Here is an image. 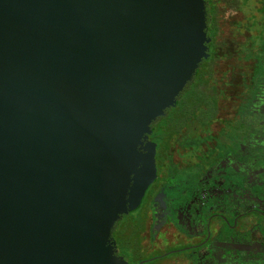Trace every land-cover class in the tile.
Masks as SVG:
<instances>
[{
  "label": "water",
  "instance_id": "obj_1",
  "mask_svg": "<svg viewBox=\"0 0 264 264\" xmlns=\"http://www.w3.org/2000/svg\"><path fill=\"white\" fill-rule=\"evenodd\" d=\"M209 41L205 0H0V264H131L114 229Z\"/></svg>",
  "mask_w": 264,
  "mask_h": 264
},
{
  "label": "flooded vegetation",
  "instance_id": "obj_2",
  "mask_svg": "<svg viewBox=\"0 0 264 264\" xmlns=\"http://www.w3.org/2000/svg\"><path fill=\"white\" fill-rule=\"evenodd\" d=\"M205 5L209 57L177 107L198 91L213 120L167 138L166 150L163 117L154 123L157 177L135 210L139 245L163 264H264V0ZM125 218L114 229L121 254Z\"/></svg>",
  "mask_w": 264,
  "mask_h": 264
},
{
  "label": "trees",
  "instance_id": "obj_3",
  "mask_svg": "<svg viewBox=\"0 0 264 264\" xmlns=\"http://www.w3.org/2000/svg\"><path fill=\"white\" fill-rule=\"evenodd\" d=\"M194 93L195 94L192 95L189 105L186 104V102H181L178 107L172 108L168 115L160 120L156 128V135L163 138V149H167V138L171 137L172 135L182 134L187 127H195L198 129L201 128V126H208L209 123L213 120L212 115H203L201 107L204 102V98L202 97V95H200L198 91H195ZM194 134H198V132L194 130ZM123 226L125 228L123 227L124 231L122 229L121 233V236H123L124 238V241L122 242L124 244V246H122V254H125L126 257H128L131 261L132 257L135 256L137 250L138 260L135 262H131V264H138L142 260L151 259V256L149 258H140L144 251L141 250V247L139 245V231L137 229V224H135V221L125 223L124 220ZM131 245L133 246V249H131ZM129 249H131V251L134 250V252H129ZM158 260H148L144 264H155Z\"/></svg>",
  "mask_w": 264,
  "mask_h": 264
},
{
  "label": "rangeland",
  "instance_id": "obj_4",
  "mask_svg": "<svg viewBox=\"0 0 264 264\" xmlns=\"http://www.w3.org/2000/svg\"><path fill=\"white\" fill-rule=\"evenodd\" d=\"M139 215V212H132L130 213V215L126 216V219H125V223H129V222H133L135 220H137V216ZM131 252H134V250H132ZM151 256V254L149 253H146L144 252L140 258H149ZM137 250H136V254L135 256L132 257L131 259V262H135L137 261ZM165 261H163V259H159L158 261H156L155 264H163Z\"/></svg>",
  "mask_w": 264,
  "mask_h": 264
}]
</instances>
